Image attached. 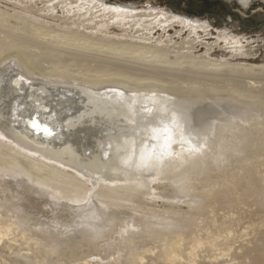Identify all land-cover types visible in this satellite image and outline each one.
Instances as JSON below:
<instances>
[{"label": "bare ground", "instance_id": "1", "mask_svg": "<svg viewBox=\"0 0 264 264\" xmlns=\"http://www.w3.org/2000/svg\"><path fill=\"white\" fill-rule=\"evenodd\" d=\"M19 2L40 5L37 12L43 15L32 17L20 10L19 14L32 18L20 17L0 9V60L11 57L0 67V136L83 179L29 156L24 161L0 140V146H7V151H0V264H159V260L185 264L182 251L188 264H196V250L206 242L211 252L220 251L216 257L229 255L233 240L249 234L245 224L253 210L248 207L240 211L208 207L202 217L200 213L188 220L195 224L190 234L174 229L179 221L173 222L172 217L150 216L142 223L141 235L148 236L152 225L160 227L149 236L157 246H135L125 252L99 251L93 245L91 252L76 249L58 254L57 247L65 239H59L55 230L45 234L41 228L67 225L68 230L86 233L79 243L94 242L119 221V213L110 204L147 195L158 179L170 181L171 197L193 198L190 190L195 185L189 181L209 172L220 156H234L242 144L253 140L244 123L264 122L260 121L264 119V79L210 71L203 65L215 64L200 62L190 53L168 60L158 53L159 45L133 42L148 40L145 31L166 35L173 29L179 36L187 31L192 38L186 48L191 50L194 41L213 33L208 21L188 12H154L147 4L120 0ZM109 23L122 27L125 34L119 35L124 40L115 43L102 35ZM233 36L218 30L213 44L223 56L248 55L247 44ZM201 45L215 48L204 41ZM165 126L172 133L168 147L163 136L153 139V129ZM216 131L219 138H209ZM142 153H152L151 158L142 162ZM207 156L210 159L204 160ZM253 172L251 167L240 175V187L254 182ZM88 181L130 184L120 192L89 195ZM258 189L264 191L263 186ZM221 197L222 203L230 202ZM25 222L38 226V231ZM167 231L170 234L159 236ZM130 233L139 235L134 230ZM218 240L222 248L217 247Z\"/></svg>", "mask_w": 264, "mask_h": 264}, {"label": "rangeland", "instance_id": "2", "mask_svg": "<svg viewBox=\"0 0 264 264\" xmlns=\"http://www.w3.org/2000/svg\"><path fill=\"white\" fill-rule=\"evenodd\" d=\"M19 1L20 0H0V9L9 13H15L20 17H28L25 14H19L18 12L20 10L30 13L32 17L35 14L43 15L41 11L37 12V8H39L40 5L34 6L32 4H26V6ZM105 1L107 3L118 2V0ZM120 1L133 4L138 3V6L147 4L146 6L151 7L149 9L154 12H163L164 10L169 12V10L173 9L172 11L177 15H183V11L191 10L188 7L190 0ZM194 1L202 3V10L197 14L201 17V20L208 21L210 23V30L213 34L211 36H207L206 39L194 41L191 50L186 48L190 46V44L186 41H189V39L192 38L187 36V31L180 33L179 36L178 34H173V29L166 35H160L158 32L148 34V31H145L144 35L149 38L148 40L140 41L134 39L133 42L146 46H151L153 44L159 45L160 48L158 47V53L166 56L168 60L182 59L183 56H187L186 53H190L194 58L200 60V62L204 60L203 62H211L215 64L210 67L203 65L210 71L228 74V76L236 75L241 77L249 75L255 79H264V0H248L249 4L247 6L241 5L239 0ZM30 5L33 10L29 8ZM58 14H60V12H58ZM104 26L106 27V25ZM121 28L122 27L119 25L109 23L106 27L107 33L102 35L106 38L114 40L113 42L116 43V41L124 40L123 37L119 35L125 34ZM133 30L134 29H132V31ZM218 30H220V32L224 30L227 33L233 34L235 39L239 38L242 41V45L247 44V51L251 54L249 53L243 57L238 56V58L230 57L229 53L223 56L224 54L220 53V49L216 47V44H213ZM134 35L142 36L141 33H135ZM156 39L164 41L158 42L155 41ZM166 40H171V42H165ZM203 41L211 46L214 45L215 48H210V46L206 48L205 46H202L201 42ZM180 42L182 44H180ZM206 49L211 50L209 52H205ZM205 56H207V59H203ZM10 59L11 57L0 60V67H3L8 61H10ZM225 62H229V64L223 65L222 63ZM184 65L186 64L184 63ZM62 79L76 82L75 79ZM260 121H264V119H260ZM244 124L251 129L249 136L253 140L249 143L245 142L242 144L239 147L238 152L234 153V156L228 157L227 154L224 157L220 156L222 159L218 160L209 172H200L195 178L191 179L189 183L195 185L190 190L192 195H194L193 198H189V196L181 197L179 199L171 197L172 186L170 181L167 179H158L152 182V187L147 195H142L141 197L134 196L132 198L133 201L127 199L126 201H120L121 205L110 204V207L115 208L119 213V221L106 228L111 229V227H115L114 230L111 229L109 233H105V236L93 239L94 242H91L90 240L91 243H79L80 239L86 237L84 236L86 233L84 231L68 230L67 225L56 226L55 224H50V227L46 229L41 228V232L50 234L55 230L59 239H65L64 242L60 243L57 247L58 254L61 252H73L76 249L78 250L77 253L91 252L93 245H95L99 251L108 250L107 252L114 253L115 250H121L125 252L127 251V248L129 250L135 246H157L149 236L155 229H159L160 227L152 225L151 228L148 229V236H145V232L144 235H141L143 232L141 228L144 227L142 223H144L143 221L150 216H154L156 218H162L165 216L172 217L173 222L179 221V224L174 226V229L178 228L183 230V232L185 231L186 234H190V231L194 230L195 224L193 223L194 220L191 222L188 220H192V218L200 213L199 217H202L207 213L205 209L208 207L219 208L225 211H240L242 208L248 207L253 210V213L249 216L250 222L245 224L248 225L247 232L249 234L241 237L238 235L231 244V252H227L229 255L226 254L225 256L218 254L219 257H216V253H219L220 251L211 252L212 250H210L209 247L206 248L209 246L207 245L208 243H204L202 246L198 247L199 249L197 248L198 250H196V255L198 252L196 264H264V191H260L258 189L259 186L264 187V178H262V175H264V122L259 123L258 121L251 120L250 122ZM213 134L215 137L210 136L209 138L212 140L213 138H219V133L217 131ZM0 140H2L5 144H9L12 151L17 150L19 154L18 152L16 154L24 161L26 160L25 158L29 156L40 162H44L45 164L61 169L62 171L71 172L80 179H83V177L74 173L70 169L62 168L59 165L43 160L37 155H32L21 150L4 137L0 136ZM6 147L7 146H0V151H7ZM205 148L206 147L203 149ZM11 150L9 151L10 153ZM208 159H210L209 156L204 158V160ZM250 163L252 165H248ZM251 167L254 171L252 173L254 182L250 183L247 187H240L239 184L241 181L239 180L242 178L240 175L248 169H251ZM42 169L45 171L46 167H42ZM86 184L89 195H92L95 191L103 194L111 193V190H117L116 192H120L124 188H127L126 186L130 183L111 184L106 181H100L94 185L92 182L88 181ZM107 184L110 188L106 187ZM211 190H213L214 193H211ZM221 195L226 196L230 202L227 201L222 203ZM128 198H130L129 195ZM12 206L14 205H8V207ZM62 222L66 223L68 220L62 219ZM28 224L29 223H27V225ZM29 225L30 230L38 231V226H34L32 224ZM130 230L138 232L139 235L131 234ZM168 233V231L163 234L159 233V236H163ZM128 239L131 240L130 243H128ZM204 239L205 238H202L203 241ZM234 241H236L235 244ZM218 242H220V246L218 245L217 247L222 248L223 246L221 245V240H218ZM207 250L208 252L206 253ZM181 254L182 255H180V257L182 258V261H184L183 263L188 264V262H186L188 261L186 251H182ZM149 258L150 255L147 256V260H149ZM159 264H163L161 260H159Z\"/></svg>", "mask_w": 264, "mask_h": 264}, {"label": "snow or ice", "instance_id": "3", "mask_svg": "<svg viewBox=\"0 0 264 264\" xmlns=\"http://www.w3.org/2000/svg\"><path fill=\"white\" fill-rule=\"evenodd\" d=\"M33 127L39 128V125L34 123ZM43 131L48 133L49 135L51 134L48 128H44ZM153 132L156 134L153 136V139H157L160 136H163L164 137V147H168L170 145L171 139H172V133L168 126H165L162 129H153ZM154 151L155 149L153 148L152 153H154ZM152 153H147V154L142 153L140 157L141 161L143 162L146 158H151Z\"/></svg>", "mask_w": 264, "mask_h": 264}, {"label": "flooded vegetation", "instance_id": "4", "mask_svg": "<svg viewBox=\"0 0 264 264\" xmlns=\"http://www.w3.org/2000/svg\"><path fill=\"white\" fill-rule=\"evenodd\" d=\"M200 2H195L194 0H190V3L188 4L190 6H193V9L191 7H189L191 10H188V11H184V12H188V14H190L191 16H193L194 18H197V19H201V17H199V15L197 13H199L202 9L199 8L202 6V3H201V6H199ZM173 10V9H172ZM193 10V11H192ZM198 10V11H197ZM165 11V10H164ZM171 11V10H170ZM190 11V12H189Z\"/></svg>", "mask_w": 264, "mask_h": 264}, {"label": "water", "instance_id": "5", "mask_svg": "<svg viewBox=\"0 0 264 264\" xmlns=\"http://www.w3.org/2000/svg\"><path fill=\"white\" fill-rule=\"evenodd\" d=\"M200 5L199 6H201V3H199ZM189 6V5H188ZM189 7H191L192 8V6H189ZM202 7V6H201ZM201 7H199V8H201ZM193 9V8H192ZM198 11V10H197Z\"/></svg>", "mask_w": 264, "mask_h": 264}]
</instances>
